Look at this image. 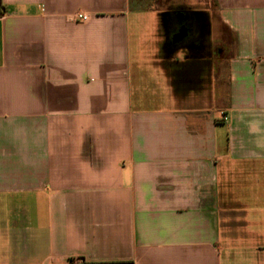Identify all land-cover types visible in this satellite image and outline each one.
Listing matches in <instances>:
<instances>
[{"label": "crops", "instance_id": "obj_1", "mask_svg": "<svg viewBox=\"0 0 264 264\" xmlns=\"http://www.w3.org/2000/svg\"><path fill=\"white\" fill-rule=\"evenodd\" d=\"M164 1L0 0V264H264V0Z\"/></svg>", "mask_w": 264, "mask_h": 264}, {"label": "rangeland", "instance_id": "obj_2", "mask_svg": "<svg viewBox=\"0 0 264 264\" xmlns=\"http://www.w3.org/2000/svg\"><path fill=\"white\" fill-rule=\"evenodd\" d=\"M172 4L171 6L173 9H175V14L168 16V17H163L166 18V21H168V24L171 25V28L174 30L175 28L179 26V22H177L180 18L182 20L183 25L186 27V29H191V16H190V9L188 6V0H165L163 2L164 5ZM203 0H198L197 4H202ZM180 14L181 16H178ZM188 42L187 38L180 44L181 48L186 47V43Z\"/></svg>", "mask_w": 264, "mask_h": 264}, {"label": "built area", "instance_id": "obj_3", "mask_svg": "<svg viewBox=\"0 0 264 264\" xmlns=\"http://www.w3.org/2000/svg\"><path fill=\"white\" fill-rule=\"evenodd\" d=\"M75 20L77 21H88L90 19V15L84 12H78L74 15Z\"/></svg>", "mask_w": 264, "mask_h": 264}, {"label": "flooded vegetation", "instance_id": "obj_4", "mask_svg": "<svg viewBox=\"0 0 264 264\" xmlns=\"http://www.w3.org/2000/svg\"><path fill=\"white\" fill-rule=\"evenodd\" d=\"M178 16H179V14H178ZM181 19H184V17L181 18ZM181 19H179V20L177 21V22H179V26L177 27V31H178V36H179V37H181V35H182L183 32H187V31H188V29H186V27L183 25ZM186 34H187V33H186ZM185 39H186V37H185ZM185 39H184V40H185Z\"/></svg>", "mask_w": 264, "mask_h": 264}]
</instances>
